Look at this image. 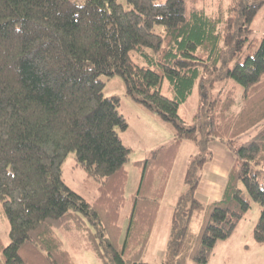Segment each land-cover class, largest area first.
Instances as JSON below:
<instances>
[{"label": "trees", "instance_id": "obj_1", "mask_svg": "<svg viewBox=\"0 0 264 264\" xmlns=\"http://www.w3.org/2000/svg\"><path fill=\"white\" fill-rule=\"evenodd\" d=\"M263 3L231 0L209 11L199 0H0V201L10 226L8 243L0 235V264H77L57 229L81 232L105 264H149L148 240L184 139L197 151L160 264H208L252 199L262 206L254 237L264 243V34L257 46L250 36ZM115 74L176 128L172 142L139 161L130 196L131 148L118 131L129 123L101 77ZM166 78L172 96L162 91ZM229 78L243 86L240 99L233 87L214 93ZM196 85L188 121L179 109ZM212 141L225 142L234 162L222 196L205 202L197 189ZM72 151L100 181L93 202L63 177Z\"/></svg>", "mask_w": 264, "mask_h": 264}, {"label": "rangeland", "instance_id": "obj_2", "mask_svg": "<svg viewBox=\"0 0 264 264\" xmlns=\"http://www.w3.org/2000/svg\"><path fill=\"white\" fill-rule=\"evenodd\" d=\"M81 1V0H78ZM231 0H199V5L207 8V10H213L219 4L226 7ZM252 31L250 36L256 42V46L259 44L261 37L264 34V3L260 8V11L252 21ZM133 57L139 63L146 64V60L142 57H138L133 52ZM244 59V55L242 56ZM105 80L104 93L106 96L119 95L121 97V104L118 107L119 110L124 113L128 119V128L120 129L118 131L121 135L122 141L125 145L131 148L129 159L125 164L129 174V181L126 188V195L130 196L132 192L138 187L141 178V164L139 161L145 160L150 156L154 149L159 148L162 145L169 144L175 137V125L172 121H169L162 117L160 114L150 110L142 103L133 99L126 92V85L121 74H115L113 76H101ZM222 87H233L236 90L238 99L241 98L243 92V86L239 84L234 78L227 80H219L216 83L214 93H217ZM162 91L172 96L173 92L170 90V82L166 78L164 80ZM139 106L146 108L153 112V116L141 115L134 107ZM199 105V92L197 85L193 93L188 99L181 104L179 113L188 121H192L194 114L197 112ZM146 112V111H145ZM255 128H251L244 134L243 139L248 138L253 134ZM185 143L180 147L176 156L174 166L172 168L169 180L168 191L164 199V204L161 211V219L159 223V231L157 238L151 242L156 244V248H147L145 253V260L149 264H160V251L159 244H161L163 230L168 228V212L172 203V199L178 194L185 191L188 185L184 181L185 172L191 157L196 153V145L190 139H184ZM63 177L66 183L77 191L81 196L87 199L89 202H93L98 196L100 188V181L96 178L88 176L83 166L78 164L75 152L72 151L68 154L66 159L62 163ZM264 177L262 178V181ZM262 206L261 204L252 199L251 207L248 210L245 218V227L242 233H239L237 240L248 241V250L241 251L242 255L247 259L244 264H264V244L260 245L256 238L251 234V227H253L260 215ZM126 225V222H124ZM249 226L248 228L246 226ZM93 226V225H92ZM9 221L2 212L0 201V235L5 243L10 241L9 237ZM197 228L196 226L194 227ZM58 234L62 237L66 247L71 251L77 264H105L97 256L96 252L91 248L90 242L83 236L81 232L73 231L71 233L65 232L62 229H57Z\"/></svg>", "mask_w": 264, "mask_h": 264}, {"label": "crops", "instance_id": "obj_3", "mask_svg": "<svg viewBox=\"0 0 264 264\" xmlns=\"http://www.w3.org/2000/svg\"><path fill=\"white\" fill-rule=\"evenodd\" d=\"M133 105V104H132ZM133 107L141 114V115H149L153 116V112L150 110H145L146 108H141L139 106L133 105ZM146 111V112H145ZM147 117V116H146ZM185 143V140L181 142L180 147ZM211 148L214 152V157L211 161H208L204 165V175L198 185V195L200 199L205 202H209L214 199H219L222 196L224 189V182L229 173V170L234 162V154L228 148L225 142L221 141H212ZM168 184L165 189V193L161 200V205L150 234L148 240L147 248H150L151 242H153L157 238V233L159 231V223L161 219V211L164 204V199L166 197L168 191ZM179 193L172 199V203L170 206V210L168 212V228L163 230L161 244H159L160 261L165 257L167 242L170 236V222L171 215L173 211L174 204L178 197ZM245 218H243L237 225L233 234L224 240H219L216 244L214 254L212 255L208 264H244L247 260L241 253V251L248 250V246L250 245L248 241H240L237 240L239 237V233H242V230L245 227ZM196 231H199L201 222L195 224ZM249 227L248 225L246 226ZM251 234L253 235V227H251ZM260 243V242H258ZM264 243H260L262 245ZM153 249L156 248V244L153 243L151 246ZM187 264H194L191 260L187 261Z\"/></svg>", "mask_w": 264, "mask_h": 264}]
</instances>
